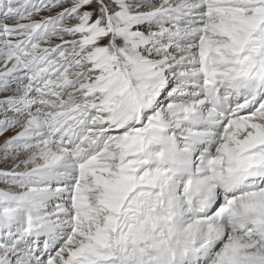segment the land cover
I'll list each match as a JSON object with an SVG mask.
<instances>
[{
  "label": "snow or ice",
  "instance_id": "6c2138e0",
  "mask_svg": "<svg viewBox=\"0 0 264 264\" xmlns=\"http://www.w3.org/2000/svg\"><path fill=\"white\" fill-rule=\"evenodd\" d=\"M0 264H264V0H0Z\"/></svg>",
  "mask_w": 264,
  "mask_h": 264
}]
</instances>
